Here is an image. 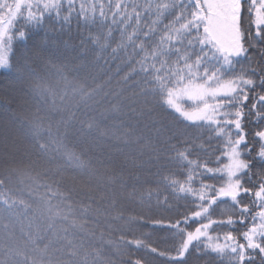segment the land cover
<instances>
[{"label": "snow or ice", "instance_id": "6c2138e0", "mask_svg": "<svg viewBox=\"0 0 264 264\" xmlns=\"http://www.w3.org/2000/svg\"><path fill=\"white\" fill-rule=\"evenodd\" d=\"M0 71V264H264V0H0Z\"/></svg>", "mask_w": 264, "mask_h": 264}, {"label": "trees", "instance_id": "16d2710c", "mask_svg": "<svg viewBox=\"0 0 264 264\" xmlns=\"http://www.w3.org/2000/svg\"><path fill=\"white\" fill-rule=\"evenodd\" d=\"M60 40L69 41L70 43H78V34L75 31H73V33L71 34V39H69V36L65 34L63 37L60 38ZM60 40H58L55 45H49L50 49L53 52H57V48L63 49V44L60 43ZM60 59H63V57H60ZM112 63L115 64L117 62H112ZM6 76H7L6 73L0 71V96L5 95L7 93L6 90L12 86L19 87V85L15 81H13L11 78L6 79L5 78ZM116 79H118V77L114 76L112 80L113 87H116ZM53 86L54 87L57 86L55 82H53ZM0 114L3 115L2 112H0ZM181 204H183V201H179L177 209L172 212H167L162 209L160 210L154 209L152 211V215L156 216L157 218H160V217L175 218L178 212L184 211L182 207H179V205ZM126 207L128 208V210H135V211L140 210L138 205L132 204V203L126 202ZM143 231L150 232L152 234V240L154 241L155 244L159 245V247L165 248L169 246L168 242L165 239L169 235L166 231H163L160 229L153 230L150 227L144 228ZM155 264H165V262L162 259L158 258Z\"/></svg>", "mask_w": 264, "mask_h": 264}, {"label": "rangeland", "instance_id": "374dc122", "mask_svg": "<svg viewBox=\"0 0 264 264\" xmlns=\"http://www.w3.org/2000/svg\"><path fill=\"white\" fill-rule=\"evenodd\" d=\"M18 88H19V87H14V86H12V87H10V88H8V89L6 90V91H7L6 94L14 95V94L17 92ZM0 116H2V115L0 114Z\"/></svg>", "mask_w": 264, "mask_h": 264}]
</instances>
